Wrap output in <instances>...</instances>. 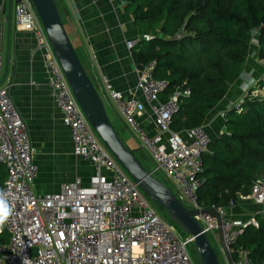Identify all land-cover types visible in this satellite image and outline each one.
<instances>
[{
	"label": "built area",
	"instance_id": "built-area-1",
	"mask_svg": "<svg viewBox=\"0 0 264 264\" xmlns=\"http://www.w3.org/2000/svg\"><path fill=\"white\" fill-rule=\"evenodd\" d=\"M15 2V26L30 32L37 48L43 52L49 85L63 124L70 130L74 154L91 164L95 174L88 184L77 177L64 184L59 193L37 196L34 192L38 174L34 161L36 149L9 89L0 86V165L7 170V179L0 184V189L8 194L14 210L8 223L0 229L9 234L8 244L0 246V264H195L189 253L194 240L178 235L98 137L74 95L33 1ZM3 10L2 4L0 30ZM151 38L145 34L130 40L127 49L133 55L141 41ZM260 63L264 65V58H260ZM134 65L138 90L151 105L161 134L150 136L139 123L143 103L125 97L105 82L103 90L110 102L142 149L148 152L156 165L155 172L161 171L172 182L175 188L170 189L177 199L192 211H216L222 219L225 244L232 257H237L235 264H253L248 251L236 244L248 227H260L257 217L248 221L229 218V211L236 207L234 203L211 208H203L199 203L204 157L210 153L212 138L203 125L187 130L185 135L172 129L181 98L190 96L192 90L189 87L177 89L168 101L161 102L160 97L168 85L155 78L156 62L143 65L134 62ZM2 75L3 55L0 53V77ZM259 93L256 90L252 95ZM246 96L236 106L239 113L243 111ZM162 134L167 135L166 141ZM241 199L264 206V179H258L251 194ZM195 218L208 238L212 235L217 241L223 253L218 221L201 213Z\"/></svg>",
	"mask_w": 264,
	"mask_h": 264
},
{
	"label": "trees",
	"instance_id": "trees-1",
	"mask_svg": "<svg viewBox=\"0 0 264 264\" xmlns=\"http://www.w3.org/2000/svg\"><path fill=\"white\" fill-rule=\"evenodd\" d=\"M124 1L137 26L152 35L151 40L141 41L133 50V59L137 65L156 62L155 78L168 85L160 97L163 102L177 89L192 90L190 96L181 98L180 110L173 118L172 129L176 132L203 125L207 115L226 97L243 74L254 32L259 58H264V0ZM256 90L260 93L252 95ZM263 91L264 79L246 96L242 113L236 107L227 113L225 133L213 140L210 153L205 155L198 192L203 208L236 205L241 197L251 194L258 179H264ZM3 178L7 179V170L0 165V184L5 182ZM256 217L260 227H248L236 247L246 249L253 264H261L264 214ZM170 224L184 234L176 224ZM8 242L9 234L3 229L0 246Z\"/></svg>",
	"mask_w": 264,
	"mask_h": 264
},
{
	"label": "crops",
	"instance_id": "crops-1",
	"mask_svg": "<svg viewBox=\"0 0 264 264\" xmlns=\"http://www.w3.org/2000/svg\"><path fill=\"white\" fill-rule=\"evenodd\" d=\"M55 2L67 33L100 94L120 139L127 148L135 151V156L143 167L148 172L154 171L153 176L158 178L155 175L156 165L143 151L134 133L125 126L103 90V84L109 82L125 97L135 98L143 103L144 111L138 116L139 123L148 135L161 134L155 124L151 105L145 102L138 90V73L133 55L127 49L128 41L149 33L137 26L132 11L124 0ZM15 4V0H3V27L0 30L3 75L0 77V86L9 89L36 149L34 161L38 166V174L34 192L37 196L59 193L64 184L77 177L84 184H88L95 171L91 164L74 154L70 130L63 124L62 114L49 85V73L45 68L43 52L37 48L36 40L30 32L16 28ZM258 53L259 45L256 40L242 74H252L253 82L250 86L242 87L244 80L241 76L231 86L226 97L207 115L203 126L212 140L225 133L227 113L264 78V65L260 63ZM160 101L163 102V98ZM186 131L181 134L185 135ZM162 137L164 141L167 140L166 134H162ZM241 203L229 211V218L248 221L258 214H264L262 205L259 206L252 200ZM254 205L259 207H256L255 213L250 210V206Z\"/></svg>",
	"mask_w": 264,
	"mask_h": 264
},
{
	"label": "water",
	"instance_id": "water-1",
	"mask_svg": "<svg viewBox=\"0 0 264 264\" xmlns=\"http://www.w3.org/2000/svg\"><path fill=\"white\" fill-rule=\"evenodd\" d=\"M45 27L49 41L66 74L76 99L98 137L111 155L125 169L130 178L138 184L142 192L157 206L167 213L187 236L194 240V248L201 264H220L216 251L196 216L208 214L218 221L220 245L228 264L235 261L222 236V219L211 209L192 211L186 208L173 191L160 179L148 172L135 156V151L127 148L120 139L109 116L105 104L82 64L77 51L63 24L55 0H32Z\"/></svg>",
	"mask_w": 264,
	"mask_h": 264
},
{
	"label": "rangeland",
	"instance_id": "rangeland-1",
	"mask_svg": "<svg viewBox=\"0 0 264 264\" xmlns=\"http://www.w3.org/2000/svg\"><path fill=\"white\" fill-rule=\"evenodd\" d=\"M257 40V32H254L253 33V40H252V44H251V46H250V49L252 48V46H253V44H255V41ZM251 54V50H250V53H249V55ZM251 55H254L253 53L251 54ZM249 58V57H248ZM108 110V109H107ZM143 151L145 152V153H147L148 154V152L146 151V150H144L143 149ZM149 155V154H148ZM155 175L165 184V185H167L169 188H175L174 187V185L172 184V182L171 181H169L167 178H166V176L163 174V173H161V171H156V173H155ZM246 201V200H243V199H240V202L238 203V204H236V207H238L239 206V204L241 203V204H243L244 202ZM241 206V205H240ZM260 206V205H259ZM235 207V208H236ZM256 207H257V209H259V207L258 206H250V210L252 211V212H256ZM263 209H264V206L262 205L261 206ZM234 208V209H235ZM166 213V212H165ZM163 218H165L166 219V221H171L172 222V220L169 218V216L167 215V213H166V215L167 216H165V214L164 213H159ZM170 222V223H171ZM172 223H174V222H172ZM175 224V223H174ZM177 231V230H176ZM178 233V232H177ZM179 234V233H178ZM185 234V233H184ZM184 234H179L181 237H187V235L185 236ZM218 235H219V233H218ZM220 236V235H219ZM209 240H210V242H211V244H212V246H213V248L217 251V257H218V260H219V263L220 264H228L227 263V261H226V258H225V256H224V254L221 252V250H220V248H219V245H218V243H217V241L212 237V235H209ZM189 253H190V255H191V257H192V259H193V261H194V263L195 264H201V260H200V258H199V256H198V254H197V252L195 251V248H194V245L192 244V245H190V247H189Z\"/></svg>",
	"mask_w": 264,
	"mask_h": 264
},
{
	"label": "clouds",
	"instance_id": "clouds-1",
	"mask_svg": "<svg viewBox=\"0 0 264 264\" xmlns=\"http://www.w3.org/2000/svg\"><path fill=\"white\" fill-rule=\"evenodd\" d=\"M244 80V84L242 87L250 86V83L253 82L252 74L246 73L242 76ZM13 208L8 201V194L3 190L0 189V229H2L10 220L13 215Z\"/></svg>",
	"mask_w": 264,
	"mask_h": 264
}]
</instances>
